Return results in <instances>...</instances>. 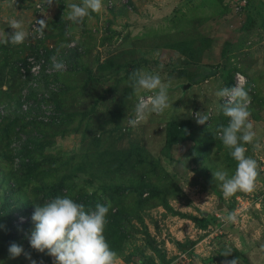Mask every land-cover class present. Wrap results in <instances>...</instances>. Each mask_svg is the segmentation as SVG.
<instances>
[{
	"label": "rangeland",
	"instance_id": "rangeland-1",
	"mask_svg": "<svg viewBox=\"0 0 264 264\" xmlns=\"http://www.w3.org/2000/svg\"><path fill=\"white\" fill-rule=\"evenodd\" d=\"M252 1L253 10L245 11L248 0L242 4L243 6L238 5L240 4L239 0H103V8L99 13H93L94 15L85 17L86 20L84 18L82 23L77 24L67 19L70 11L68 5L80 4L82 0H54L51 7H47L43 3L40 14H37L36 4L41 0H16V5L11 7L7 0H0V32L11 33L13 30L9 27L8 21L15 18L22 20L25 30L30 33L24 41V45L27 46L26 49H23L24 52L18 50L17 54V49L23 48L19 47L21 44L15 46L0 44L3 45L1 51H5L6 46L10 51L8 62L10 66H13L18 82L24 79L19 66L20 63L22 64L18 59L21 56L20 53L24 54L22 59L27 56L34 57L30 53L35 49V40H40L37 39L38 35L35 38V34L31 32L32 21L43 19V16L50 18L49 27L45 32L53 27H61V24H66L67 38H65L68 41L65 45L61 44L60 49L66 50L75 47L77 43H82L83 48L90 49L91 57L98 56L100 58V63L107 56H115L116 61L123 65L124 61L118 55L136 36L144 34L149 37L171 33L178 29L183 30L190 28L191 22L199 18L202 22L198 30L202 32V35L205 34L211 42L212 57L206 63L211 68L218 67L215 76L190 86L185 79H180L175 72H170L171 68L168 65L173 64L177 58L175 53L166 50L156 52L153 59L149 60L151 62L147 71L158 73L161 79L169 85V101L172 103V108L161 115L151 114L145 122L136 128L128 126L127 120L134 116L133 109L138 97L131 86L130 75L124 69H118L117 73L91 85L90 92L83 94L81 91V94L74 100L73 110L67 107L65 114L56 107L61 106L60 98L62 93L67 90L66 85L69 87L73 85L70 79L74 76L67 79L69 76L67 71L72 67L71 63L67 73L64 70L61 74L56 73L58 75L52 74L42 78L40 76L38 91L30 92L27 85L21 89L18 85L17 87L12 85L11 89L6 85L4 89L11 93L16 91L14 95L20 96V104L22 102L30 106L32 112L30 114L33 115V118L26 117L25 121L10 123L13 132L7 143L13 157L9 161L0 157V172L8 171L10 166L14 169L18 168L22 159L16 154L20 152L27 141L40 137L38 133L46 131V127L49 125L46 123L58 119L56 123L59 125V119L64 117L66 112L77 110L76 112L81 113L94 108L96 113L90 115L92 124L103 125L105 132L116 127L118 137L114 141L110 140L116 150L121 151L124 155L125 151L133 146L141 148L160 164L176 186L181 187L182 193L175 195L172 193L168 200L174 210L200 217V219L204 218L202 213L207 212L210 218L213 216L220 222L223 221V227H220L218 222L209 225L206 232H199L193 222L173 216L162 207H153L142 211V217L157 249L165 252L169 264H227V261L233 259H237V264H264V0ZM237 7L239 9H236ZM59 27L56 34L58 32L62 34ZM125 36H128V39L124 42ZM105 37H111L112 40L110 43L105 42L102 46L100 43ZM56 40L59 41L60 38H56ZM49 45L47 50L52 49V46ZM39 50L47 51L46 49ZM222 52L225 55H221ZM17 60L19 61L15 65ZM234 61L244 65L243 68L246 71L244 87L251 97V104L253 99L257 101L255 106L252 104L255 114H251L253 118L250 117L255 137L252 143L245 144L244 147L246 148L245 155L257 161L263 183L262 186L256 185L255 190L248 193L249 202H237L238 204L232 202L234 200L232 197H224L221 188L218 190L219 198V194L214 189L210 188L214 193L211 191L203 193L200 185H193L197 180L203 182L197 174H193V172L195 173L194 169H197V165L192 163L193 157L191 156L194 144L186 142L179 146L169 147V142L166 140L168 125L175 121H190L193 125L199 126L193 118L195 112L208 114L209 119L205 124L207 126L212 125L214 120L218 121L223 113L219 105L223 102L222 98L215 96V92L225 87L224 80L229 73L227 69ZM10 66L6 67V71ZM16 66L19 69L18 72L15 70ZM192 69L196 70V68ZM26 76L31 78L30 75ZM77 77L80 79L79 75ZM63 80L67 84H64ZM29 82L30 79H28ZM78 84L81 85V82ZM181 84L189 85V88L182 89ZM29 93L33 95L27 98ZM44 94L48 95L47 98H44L47 105L41 104ZM143 94L150 93L142 92L141 95ZM66 97L71 100L69 92L66 93L63 101L65 105ZM6 103L9 101L4 100L0 107L4 105L7 108L12 105L5 106ZM13 103H16L15 100ZM122 106L124 110L121 111ZM96 115L98 116L95 118ZM58 128L59 126L56 127L57 131L53 132V130L49 133L51 137H48V134L42 135L48 140L46 152L58 154L59 151L64 157L74 158L75 163L85 166L87 165L86 156L90 154L88 151L90 142H93V138L99 139L101 135H105V132H98V128L93 126L90 132L84 135L75 134L73 127L70 128L68 134L63 135L58 132ZM51 145L53 146L49 147ZM5 152L6 150H2L3 154H6ZM92 152L102 154L101 151ZM22 161L26 162V159ZM71 166L70 162L68 168ZM82 172L84 173V171ZM82 172L80 175L85 176V173L82 174ZM174 174L177 175L176 179ZM84 179L85 177H81L76 180L79 190L82 189V185H85ZM1 183L2 174H0V185ZM33 191L36 194L31 196L30 193ZM48 192L49 189L38 193L36 187L31 184L24 193L13 197L17 204L24 203L26 205L24 207H29L26 209V215L19 216L17 225L31 218L34 211L33 206L43 205L56 197H68L76 203L83 204L81 201L83 196L72 195L68 190L67 193L63 191L64 194L59 196L55 194L47 196ZM4 197L5 190L0 189V208L1 205L3 206ZM227 210L237 213V222L234 225H239L242 231L234 230V225L229 227L222 219L223 212ZM3 223L7 225L6 221L0 218V236L4 231ZM133 224L138 227L137 223ZM32 230L21 229L15 243L21 245L25 252L30 253L32 260H35L37 264H54V258L48 256L46 252L39 253L31 249L29 236ZM188 240L197 241V244L191 249V254L174 246V241L187 243ZM109 247L114 251L110 244ZM227 249H230L232 253L229 256H223V252ZM131 253L133 254L131 264H137L139 259L144 260L145 263L150 261L158 263L156 253L148 246L147 241L142 240L140 234H134V237L129 239L125 245L124 256ZM8 259L10 260L9 264H30L23 254L16 258H10L8 254ZM121 261L124 264L123 260L119 258L117 264H120Z\"/></svg>",
	"mask_w": 264,
	"mask_h": 264
},
{
	"label": "trees",
	"instance_id": "trees-1",
	"mask_svg": "<svg viewBox=\"0 0 264 264\" xmlns=\"http://www.w3.org/2000/svg\"><path fill=\"white\" fill-rule=\"evenodd\" d=\"M253 8V1L248 0L245 11H252ZM94 14L92 13L90 16ZM201 22L202 20L198 18L191 22L190 28L178 29L171 33L149 37L144 34L136 36L121 54L119 53L118 55V57H122L124 65L119 64L115 56H107L100 63V58L98 56L91 57L90 49L83 48L81 46L82 43H77L75 47L67 48L66 50L60 49L61 44L65 45L68 41L65 32L66 24H61V27L58 26L62 34H59V32L56 34L58 27H53L48 32H45L42 39L39 41L35 40V49L30 54L38 59L40 58L39 49L47 50L49 43V46H52L51 50L48 49L43 54L46 63L41 69V78L44 76L48 77L45 74V66L51 69V58L54 56L57 60H62L66 63L67 67L64 72L69 69V64H72V67L67 71L69 73L67 79L73 75L74 77L70 79L73 85L70 87L66 85L67 90L64 91L65 93H62V97L60 98L61 106L56 107L65 114L67 107L73 110L74 100L81 94V91L83 94L84 92H90L91 89L89 87L91 85L99 83L101 79L107 78L113 73H117L118 69H124L129 75L134 70L149 69V63L151 62L149 60L153 59L154 54L159 50L175 53L177 58L173 64L168 65L171 68L170 72H175L177 74L176 76L180 79H185L190 86L198 81L215 76L218 72V67L211 68L206 63L212 57V50L211 42L205 34L202 35V32L198 30ZM61 36L63 41L61 40ZM56 38H60V40L57 41ZM127 39L128 36H125L124 42ZM111 40V37H105L100 44L103 46L105 42L110 43ZM19 47L23 48L17 49V54L19 53L18 50L24 52L23 49H26L27 46L22 43ZM81 48L82 51L80 52ZM1 50H3V45H0V104L4 100H7L9 103H6L5 106L12 105L7 108L4 105L0 107V157L9 161L13 157L7 143L13 132L10 123L13 121H23L26 117L33 118V115L30 114L32 113L30 106L27 111L22 110V105L25 103H19L20 96L14 95L16 91L11 93L7 89H4L6 85L10 89L12 85H15V87L18 85L20 89L26 87L28 78L23 81L19 80L18 82L13 71V66H10L8 62L10 55L9 49L6 46L5 51ZM22 54L20 53L21 56L18 59L25 64L24 59L26 57L22 59L24 57V54ZM221 55H225V53L222 52ZM19 60L15 62V65ZM155 62L157 63V61ZM7 66H10L8 71H6ZM243 67L244 65L240 62L234 61L232 63L231 67L227 69L229 73L224 80L225 87H234L235 73L238 72L246 76V71ZM17 68L16 66L15 70L18 72L19 69ZM192 68H196V70ZM58 74H61V72ZM58 74L54 73V75ZM77 75H79L80 79H78ZM248 81L251 82V80ZM78 82H81V85ZM64 84L67 83L64 81ZM181 86L183 87V84ZM29 90H31L30 92L38 91V89H32L30 87ZM66 91L69 92L71 100L66 97L65 105L63 101L65 100ZM32 95V93H29L27 98H30ZM13 100L16 103H13ZM42 102L47 105L44 98H42ZM252 104L255 106L257 101L253 99ZM252 104L249 107V111L254 115ZM122 110H124L123 106L121 108ZM76 111L66 112L67 114L59 119V125L56 123L58 119L57 121L51 120L50 123H46L52 126L49 127L47 125L46 128L48 130L46 129L44 133H38L40 137H35L32 141H27L20 152L16 154L20 159H26V162L21 160L17 169L11 168L10 166L8 171L4 173L0 172L2 174L0 189L5 190L3 206L1 205L0 208V218H3L7 224L5 225L3 223L4 231L0 236V264L10 263L8 259V248L11 243L17 241L18 232L21 229H34L31 218L20 225L16 224L19 216L26 215V209L29 207H24L26 206L24 203L17 204L13 199V197H17L29 189L31 184L36 187L38 193L49 189L47 196H53L52 194L59 196L60 194H64L63 191L67 193V190L72 195L83 196L81 200L82 205L89 212L94 211L98 203L110 205L103 235L106 242L112 246L118 258L122 259L124 264H131L132 262L133 254L124 256V250L128 240L133 238L134 234H140L142 240L144 242L147 241L148 246L156 253L158 259V263L153 261L145 263L144 260L139 259L137 264H169L165 252L157 249L142 217V211L153 207H162L173 216L190 220L197 229L204 232L209 228V225L220 222L216 217L212 216L210 218L207 212H203L204 218L200 219V217L187 215L174 210L168 203V200L172 193L174 195L177 193L181 194L182 189L174 184L170 175L164 171L160 164L151 156L147 155L146 151L136 146L125 151L124 155H122V152L116 150L110 143V140L114 141L118 137L116 127L105 132L103 125L101 126L99 123L92 124V117L90 115L96 113L94 108L81 113ZM227 124L228 118L222 113L218 121L214 120L212 125L207 126L204 124L195 126L190 121H175L168 125L166 132V140L169 142V147L179 146L186 142L194 144L193 150L191 149V156L193 157L192 163L197 165V169H194L195 173L193 170L192 172L194 175L197 174L203 182L197 180L194 181L195 184L193 185H200L204 192L211 191L214 193L210 190L212 188L219 194V198L220 193L218 190L221 188V182L213 178L212 173L219 170H226L230 177L235 173L237 167V162L230 155L231 150L223 145L217 135L218 127L221 125L226 126ZM58 126V132H61L63 135L68 134L72 127L75 134L84 135L90 132L92 126L98 128V132H105L104 136L101 135L99 139L93 138V142H90L88 148L90 154L86 156V166L75 163L74 158L64 157L59 151V155L46 152L48 140L42 135L48 134V137H51L49 133L53 130V132L57 131L56 127ZM93 145L95 147L94 149ZM2 150H6V154H3ZM92 151H101L102 154H96ZM70 162L72 166L68 168ZM131 170L133 171L132 174ZM81 172L85 176H81ZM258 172L259 176L257 181H261L262 173L259 170ZM174 176L176 179L177 175L174 174ZM81 177H85V185H82V189L79 190L76 185V180ZM35 194L34 191L30 193L31 196ZM242 195V192H237L232 196V199H234L232 202L235 204V198ZM232 210L223 212V216H226ZM133 223H137L138 227ZM196 242L191 240H188L187 243L174 241V246L181 251H186L188 254H191V249L197 244Z\"/></svg>",
	"mask_w": 264,
	"mask_h": 264
},
{
	"label": "clouds",
	"instance_id": "clouds-1",
	"mask_svg": "<svg viewBox=\"0 0 264 264\" xmlns=\"http://www.w3.org/2000/svg\"><path fill=\"white\" fill-rule=\"evenodd\" d=\"M7 2L10 7L16 5V0H7ZM53 3L54 0H45L47 7H51ZM68 7L70 11L67 19L79 24L90 13H99L103 8V0H82L80 4L72 3ZM43 17L35 20L33 26V32L39 38H43L45 30L49 27L50 18ZM8 23L13 31L9 34L0 32V44L15 46L24 43L30 33L25 30L23 21L12 18ZM51 61L52 71L63 72L67 67L64 61L57 60L55 56ZM237 77L234 87H223L215 92L216 97L223 98L224 102L219 107L228 118L226 126L218 127L217 135L223 145L231 150L230 155L237 162L235 173L230 177L226 170L212 173L213 178L221 182L220 187L226 198L232 197L237 192H253L259 176L257 161L245 155L244 147L245 144L252 143L255 137L249 111L251 97L244 87L246 78L239 73ZM129 79L138 99L134 116L127 120L128 126L136 128L151 114L161 115L172 108V103L169 101V85L158 73L144 69L134 70ZM142 92L150 94L141 95ZM193 118L198 125H204L209 116L206 112H195ZM33 207L31 220L34 229L29 236L31 249L39 253L46 252L48 256L54 258V264H117V253L110 249L103 235L110 205L98 203L95 210L89 212L82 204L68 197H56L50 202ZM222 219L236 223L237 213L230 212ZM8 253L10 258L23 254L30 264H37L32 260L30 253L25 252L24 248L16 243L10 244ZM231 253V250L227 249L222 255L229 256ZM227 264H237V259L227 261Z\"/></svg>",
	"mask_w": 264,
	"mask_h": 264
},
{
	"label": "built area",
	"instance_id": "built-area-1",
	"mask_svg": "<svg viewBox=\"0 0 264 264\" xmlns=\"http://www.w3.org/2000/svg\"><path fill=\"white\" fill-rule=\"evenodd\" d=\"M246 2H247V0H239L240 4H238V5L243 6L242 4H245ZM43 3H45V0H41V2H38V4H36V10H38L37 14L38 13L40 14V11L43 8L42 7ZM236 9H239V7H237ZM34 25H35V19L32 21L31 32H33V26ZM36 35L37 34L34 35L35 38H36ZM37 39H41V38H39V36H38ZM39 54H40V58L36 59L35 57L27 56L26 59H25V64L24 63H22V64L20 63L19 64L20 71L22 72L24 79H27V78L30 79V82L27 83V88L28 89H29V87L32 88V89H39V87H38L39 85L38 84H39V82L41 80V79H39V77L41 76V73H42L41 69L44 66V64L46 63L45 59L43 58L44 52L42 50H39ZM45 67H46L45 74L51 75V74L57 73L56 71H52L48 66H45ZM237 74L238 73H236L235 76H234V86H235V84L237 82V79H238ZM26 75H30L31 78H29V76H26ZM143 95H146V94H143ZM47 96H48L47 94H44L42 98H47ZM222 102H224L223 98H222ZM41 104L43 105L44 103L42 102ZM28 109H29V105L27 103L22 105V110L23 111H27ZM1 113H3V111H1Z\"/></svg>",
	"mask_w": 264,
	"mask_h": 264
},
{
	"label": "crops",
	"instance_id": "crops-1",
	"mask_svg": "<svg viewBox=\"0 0 264 264\" xmlns=\"http://www.w3.org/2000/svg\"><path fill=\"white\" fill-rule=\"evenodd\" d=\"M258 184L261 185V186L263 185V183H262L261 181H257V182H256V185H258ZM201 192L205 193L204 191H201ZM242 193H243V192H242ZM247 196H249L248 193H243L242 196H238V197H236V198H235V203L238 204L237 202H249V200H248L249 197L247 198ZM241 199H243V200H241ZM240 200H241V201H240ZM251 205H252V204H251ZM255 205H256V204H255ZM202 210H203V209H202ZM216 214H217V213H216ZM216 214H215V215H216ZM219 223H220V227H223V222H219ZM225 223L228 224L229 227H232V225L235 224V223H229V222H226V221H225ZM234 230L242 231V229H240L239 225H236V226L234 225ZM200 231H202V230H199V232H200ZM228 235H229V234H228Z\"/></svg>",
	"mask_w": 264,
	"mask_h": 264
},
{
	"label": "water",
	"instance_id": "water-1",
	"mask_svg": "<svg viewBox=\"0 0 264 264\" xmlns=\"http://www.w3.org/2000/svg\"><path fill=\"white\" fill-rule=\"evenodd\" d=\"M189 88V85H184L183 87H182V89H188Z\"/></svg>",
	"mask_w": 264,
	"mask_h": 264
}]
</instances>
